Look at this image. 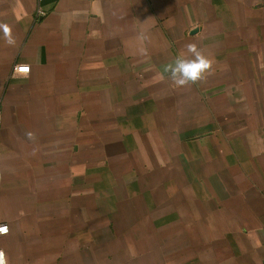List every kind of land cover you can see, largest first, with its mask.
<instances>
[{
	"label": "crops",
	"instance_id": "obj_1",
	"mask_svg": "<svg viewBox=\"0 0 264 264\" xmlns=\"http://www.w3.org/2000/svg\"><path fill=\"white\" fill-rule=\"evenodd\" d=\"M5 23L8 264H264V0H0ZM189 43L213 67L177 88Z\"/></svg>",
	"mask_w": 264,
	"mask_h": 264
},
{
	"label": "clouds",
	"instance_id": "obj_2",
	"mask_svg": "<svg viewBox=\"0 0 264 264\" xmlns=\"http://www.w3.org/2000/svg\"><path fill=\"white\" fill-rule=\"evenodd\" d=\"M0 31L3 32L8 45L15 44L12 29L8 24H0ZM141 38L145 39L146 37ZM186 53L185 55H177L173 61L163 67V73L167 74V77L177 88L189 87L204 80L213 67V60L205 55L197 44H187ZM25 135L28 140L34 138L32 132H26ZM7 231L6 226L0 227V234H6ZM0 264H8L3 250H0Z\"/></svg>",
	"mask_w": 264,
	"mask_h": 264
},
{
	"label": "built area",
	"instance_id": "obj_3",
	"mask_svg": "<svg viewBox=\"0 0 264 264\" xmlns=\"http://www.w3.org/2000/svg\"><path fill=\"white\" fill-rule=\"evenodd\" d=\"M28 70L29 68L27 66H19V65H16L14 68H13V72L14 73H28ZM7 227L8 229V226L6 224H0V227ZM8 234V231L6 234H0V236H4V235H7ZM1 250V249H0Z\"/></svg>",
	"mask_w": 264,
	"mask_h": 264
}]
</instances>
